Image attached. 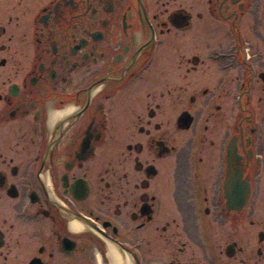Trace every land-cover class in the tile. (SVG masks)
Wrapping results in <instances>:
<instances>
[{
  "label": "flooded vegetation",
  "instance_id": "obj_1",
  "mask_svg": "<svg viewBox=\"0 0 264 264\" xmlns=\"http://www.w3.org/2000/svg\"><path fill=\"white\" fill-rule=\"evenodd\" d=\"M0 264H264V0H0Z\"/></svg>",
  "mask_w": 264,
  "mask_h": 264
},
{
  "label": "clouds",
  "instance_id": "obj_2",
  "mask_svg": "<svg viewBox=\"0 0 264 264\" xmlns=\"http://www.w3.org/2000/svg\"><path fill=\"white\" fill-rule=\"evenodd\" d=\"M81 105L66 103L63 106H52L47 109L46 128L49 140H55L61 129L70 122V118L79 112Z\"/></svg>",
  "mask_w": 264,
  "mask_h": 264
}]
</instances>
